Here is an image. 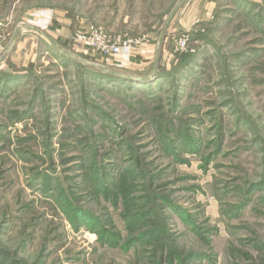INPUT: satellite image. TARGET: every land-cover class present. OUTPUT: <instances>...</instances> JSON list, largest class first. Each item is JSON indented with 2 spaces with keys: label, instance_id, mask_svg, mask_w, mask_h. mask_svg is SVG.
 <instances>
[{
  "label": "rangeland",
  "instance_id": "obj_1",
  "mask_svg": "<svg viewBox=\"0 0 264 264\" xmlns=\"http://www.w3.org/2000/svg\"><path fill=\"white\" fill-rule=\"evenodd\" d=\"M0 46V263L264 264V0H0Z\"/></svg>",
  "mask_w": 264,
  "mask_h": 264
},
{
  "label": "built area",
  "instance_id": "obj_2",
  "mask_svg": "<svg viewBox=\"0 0 264 264\" xmlns=\"http://www.w3.org/2000/svg\"><path fill=\"white\" fill-rule=\"evenodd\" d=\"M74 40L87 48L90 52L101 57L102 60L111 61L118 56L125 63H131L139 41H133L122 36H112L104 29L90 25L83 31L75 34ZM188 48V41L181 39L177 43V49L185 51ZM8 51L0 46V63L5 59Z\"/></svg>",
  "mask_w": 264,
  "mask_h": 264
},
{
  "label": "water",
  "instance_id": "obj_3",
  "mask_svg": "<svg viewBox=\"0 0 264 264\" xmlns=\"http://www.w3.org/2000/svg\"><path fill=\"white\" fill-rule=\"evenodd\" d=\"M32 30V29H30ZM103 72H105V74H108V75H112V76H115V77H119V78H124L126 80H130L131 77L130 76H127V75H124V74H121L119 72H113L111 70H108L107 68H104V69H101Z\"/></svg>",
  "mask_w": 264,
  "mask_h": 264
},
{
  "label": "trees",
  "instance_id": "obj_4",
  "mask_svg": "<svg viewBox=\"0 0 264 264\" xmlns=\"http://www.w3.org/2000/svg\"><path fill=\"white\" fill-rule=\"evenodd\" d=\"M106 75H108V74H106ZM107 77L109 79H116V80L124 79V78H119V77H115V76H112V75H108ZM126 81H131V80H126ZM0 264H8V263L7 262H1Z\"/></svg>",
  "mask_w": 264,
  "mask_h": 264
},
{
  "label": "crops",
  "instance_id": "obj_5",
  "mask_svg": "<svg viewBox=\"0 0 264 264\" xmlns=\"http://www.w3.org/2000/svg\"><path fill=\"white\" fill-rule=\"evenodd\" d=\"M258 1H260V0H258ZM21 29V28H20ZM20 29H18L17 31H16V35H18L19 33H20ZM145 48V47H144ZM144 51H146V49H143V52Z\"/></svg>",
  "mask_w": 264,
  "mask_h": 264
}]
</instances>
